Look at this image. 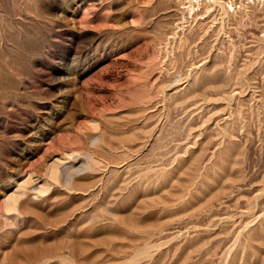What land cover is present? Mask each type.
Listing matches in <instances>:
<instances>
[{
  "label": "rangeland",
  "instance_id": "rangeland-1",
  "mask_svg": "<svg viewBox=\"0 0 264 264\" xmlns=\"http://www.w3.org/2000/svg\"><path fill=\"white\" fill-rule=\"evenodd\" d=\"M0 264H264V0H0Z\"/></svg>",
  "mask_w": 264,
  "mask_h": 264
}]
</instances>
